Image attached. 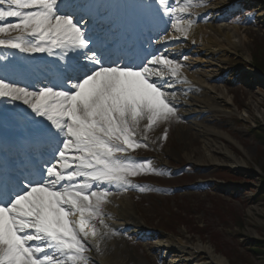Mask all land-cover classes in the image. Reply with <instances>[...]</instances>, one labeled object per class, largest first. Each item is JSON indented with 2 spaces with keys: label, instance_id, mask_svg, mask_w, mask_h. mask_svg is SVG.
<instances>
[{
  "label": "snow or ice",
  "instance_id": "obj_1",
  "mask_svg": "<svg viewBox=\"0 0 264 264\" xmlns=\"http://www.w3.org/2000/svg\"><path fill=\"white\" fill-rule=\"evenodd\" d=\"M194 6L0 0V48L57 60L56 81L41 86L0 76V100L30 110L29 134L0 155V264H93V238L111 232L113 189L145 191L132 178L161 174L130 153L179 118L172 89L184 65L167 46L189 36Z\"/></svg>",
  "mask_w": 264,
  "mask_h": 264
},
{
  "label": "rangeland",
  "instance_id": "obj_2",
  "mask_svg": "<svg viewBox=\"0 0 264 264\" xmlns=\"http://www.w3.org/2000/svg\"><path fill=\"white\" fill-rule=\"evenodd\" d=\"M191 13L192 18L199 16L198 27L220 25L238 30L233 39L237 49L224 45L222 50H209L183 39L170 41L167 46L176 42L182 45L183 52L171 53L184 68L209 77L208 84H200L201 91L217 103L212 104L207 122L201 123L216 135L200 136L194 144V136L182 133L183 127L192 124L190 114L182 111V117L146 133L147 148L130 153L138 160H150L161 174L132 178L133 184L145 191L132 187L111 196L126 197L131 218L140 222L141 228L150 227L144 230L148 234L145 237L141 236L144 231L137 232L132 226L121 230L126 236L125 254L128 264H220L199 248L207 245L221 256L223 264H264V75L251 66L264 69V0H214L194 6ZM15 52L1 53L0 60L12 62ZM21 62L16 61L17 67L23 65ZM184 86L193 85L187 82ZM173 102L178 109L182 108L179 103L190 104L182 96ZM3 104L10 110L14 106L6 101ZM196 104L191 113L199 115L198 110L205 109L200 108L204 107L201 102ZM143 135L141 132V139ZM208 140L231 158L220 157L213 166L210 153L204 150L203 143ZM200 149L201 159L193 153ZM234 162L247 166L238 171ZM167 238L171 247H161ZM170 248L177 256L168 257ZM91 260L99 264L96 257L91 256Z\"/></svg>",
  "mask_w": 264,
  "mask_h": 264
},
{
  "label": "bare ground",
  "instance_id": "obj_3",
  "mask_svg": "<svg viewBox=\"0 0 264 264\" xmlns=\"http://www.w3.org/2000/svg\"><path fill=\"white\" fill-rule=\"evenodd\" d=\"M211 1L214 0H199L198 2H194V4L197 6H201L205 2H211ZM209 13L210 11L204 16L207 17ZM192 19H194L196 23L194 24L189 36L186 39L184 38L181 39L187 40L189 44L200 45L202 47L208 48L209 50H217V49L222 50L225 48L224 45L227 46L229 45L234 49L238 48L237 43H235V41L233 40L234 37H236V34L238 33L237 29L231 30L229 28H224L220 25H216V26L206 25L205 26L206 28H203L202 26L198 27L197 23L199 20V16H194V18ZM219 37H221L222 40H220ZM183 50L184 48L182 47V45L178 44L177 42L172 44L171 47L168 48V52L172 56H174V54H172L171 52L181 53L183 52ZM213 54L214 51H211L210 55ZM26 73L27 72L24 70L20 71L19 76L26 75ZM183 77L185 78L183 81H181L183 85L177 82L176 87L174 88L175 90L176 89L178 90V92L175 94L174 100H176L178 96H182L188 99V101L190 102V104L179 103L182 108L178 109V116L179 118L182 117L181 112L185 111L186 113L190 114V116L192 117L191 118L192 121L190 122L192 124L183 127L182 133L186 137H188L189 134L192 135V137L194 136L192 138V142L196 144L198 143L197 138L200 136L207 137V136L216 135V133L213 130H211V128H209L207 125L202 124L201 121L207 122L208 116L212 114L211 111H213L211 109L212 104L217 103V101L211 98L208 99L205 95L206 94L205 91L204 92L201 91V89L203 88L201 87L200 84L205 83L206 85L208 84V81H210L209 77H207L204 73L198 70L192 72L191 70H189L188 67H186L183 68ZM190 78L192 80H196V82L190 81L189 80ZM251 81L254 82L255 80L251 79ZM187 82H190L193 86L192 87L184 86V84ZM222 95L224 96V94ZM196 102H201L204 107L201 106L200 108L205 109L203 111L202 109L198 110L199 115L197 113H191L192 107L197 106ZM20 104L23 105L21 102ZM24 112L25 111H23V113ZM23 113H21V115ZM0 124H3V121L0 120ZM18 125L22 127L24 124L18 122ZM191 129L195 130L196 132L192 133ZM203 144H205L204 150L210 153L208 159L209 161H211L210 163L213 166H216L217 164L216 160L219 159L220 157L231 158V156H229L226 152L225 154L221 152L219 147H217L216 144L212 142V140L210 142L208 140ZM193 153L197 155L198 158L200 159L201 157H203L201 155V149L194 150ZM233 164H234L233 168H237L238 171L242 170L244 166H247L246 164L239 162H234ZM117 191H118L117 189H113V192L117 193ZM111 198L113 199H110V203L106 204V208H105L106 222L110 226L111 232L108 235L93 238L92 240L93 249L90 253V256L96 257L99 260V264H128L129 258H127V254H125L126 245L123 243V241H126V236H124L121 230L127 229L129 226H132L134 228H138L137 232L140 231V229L143 232L146 228L150 229V227L147 226L145 228L144 227L141 228L138 226L141 225V223L131 218L132 216L131 212L127 211V209L130 207L131 204L126 197H122L119 194H117V196ZM109 209H111L112 211H110ZM109 218L112 219L113 221L108 220ZM115 220H117V223L114 222ZM114 223L120 225L117 226ZM143 233L145 234L146 232L144 231ZM163 241L164 242L161 244L163 247H167V246L171 247L170 245L172 244V242L171 240H169V238ZM199 248L201 250L206 251L209 254L211 261H214L215 263L218 262L220 264H223L224 261H222L221 256L215 254L210 246L204 245L203 247L200 246ZM167 253H168V257H173L174 255L177 256V253L174 250H171V248L168 249Z\"/></svg>",
  "mask_w": 264,
  "mask_h": 264
},
{
  "label": "trees",
  "instance_id": "obj_4",
  "mask_svg": "<svg viewBox=\"0 0 264 264\" xmlns=\"http://www.w3.org/2000/svg\"><path fill=\"white\" fill-rule=\"evenodd\" d=\"M263 64H264V62H263ZM260 66V65H259ZM258 65H257V68L261 71H263L264 72V69L262 68V67H259ZM256 67V66H255ZM197 230H199V229H197ZM199 231H201V232H204L203 230H199ZM262 247L264 248V244L262 245Z\"/></svg>",
  "mask_w": 264,
  "mask_h": 264
}]
</instances>
